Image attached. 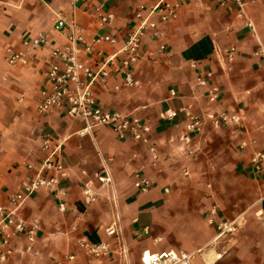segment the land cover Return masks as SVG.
Segmentation results:
<instances>
[{"label": "crops", "instance_id": "1", "mask_svg": "<svg viewBox=\"0 0 264 264\" xmlns=\"http://www.w3.org/2000/svg\"><path fill=\"white\" fill-rule=\"evenodd\" d=\"M160 1L0 0V204L33 178L47 155L45 138L62 142L66 173L59 184L64 211L46 189L27 198L19 217L39 223L36 240L26 252L25 241L15 238L11 256L0 264H139L144 250L171 249L190 255V264H264V184L249 165L254 150L264 152V0H249L242 18L214 0H166L179 9L166 23L151 17L158 36L147 32L139 60L128 70L138 86L124 87V71L115 72L121 56L107 67L109 77L92 86L99 108L150 126L155 162L147 145L119 139L107 127L81 135L82 122L65 110L37 112L47 48L27 54V65L5 62L7 48L22 50L23 41L41 35L54 45L65 44L70 30L53 27L63 18L92 44L93 57L81 58L97 70L95 54L115 55L136 23L135 14ZM109 13L113 20L101 23ZM101 36L115 43L92 42ZM206 73L219 89L215 103L208 101L207 87L198 85ZM171 90L176 96L169 99ZM167 109L176 112L174 120L161 119ZM220 113L238 115L240 124L213 127L207 115ZM187 115L202 119L199 133L186 132ZM103 166L111 180L107 185L94 178ZM137 176L149 180L146 191L134 188ZM87 180L96 193L89 205L82 195ZM114 220L127 262L116 244L108 258L87 257L78 242L107 240L104 230ZM231 223L235 230L220 235L217 226Z\"/></svg>", "mask_w": 264, "mask_h": 264}, {"label": "built area", "instance_id": "2", "mask_svg": "<svg viewBox=\"0 0 264 264\" xmlns=\"http://www.w3.org/2000/svg\"><path fill=\"white\" fill-rule=\"evenodd\" d=\"M249 0H214L220 7L233 8L237 18L244 17V6ZM179 5L172 4L162 0L153 7L137 12L135 14L136 23L127 33L123 47L113 56L102 57L101 52L95 54L98 58L100 67L93 70L82 60V56L93 57V46L87 44L79 35L73 21L67 23L65 19L60 18L54 22V29L61 31L65 28L70 30L66 37V43L57 46L52 44L45 35L22 42V50L15 51L7 48L5 51V62L10 67L17 65H27L26 55L34 49L47 48L48 62L45 71V83L39 93L37 112L40 115H47L55 109L65 110L67 117L80 120L83 128L81 135H89L96 127L102 126L109 128L119 139H131L135 142L145 144L152 162L157 160L156 149L150 142L151 128L146 123L134 116L122 115L117 112H106L96 104L92 86L99 81H104L109 77L106 70L117 56H121V66L115 68V72L124 71L123 85L127 88L138 86L132 73L128 71L140 58L142 39L150 32L153 37L158 36L157 24L151 17L158 18L159 22L166 23L176 17ZM145 12L146 15L143 16ZM113 20L112 14H106L100 17L103 24H108ZM93 43L114 44L115 39L110 36H101L92 41ZM164 46H159L162 52ZM234 49L229 50L228 60L231 61ZM151 56V54H149ZM264 58V56H263ZM212 75L206 73L198 79V85L207 87V99L215 103L218 100L219 89L210 83ZM176 96L174 90L169 92V99ZM188 116V122L185 126L186 132L199 133L201 130L202 119ZM161 119L172 121L177 117L175 111L167 109L160 114ZM208 120L213 127L223 125L240 124L238 115H229L226 113L208 114ZM204 119V118H203ZM242 147L245 144H241ZM42 149L46 152L45 159L36 166V173L31 180L25 184L21 191L8 197L5 203L0 204V263H5L12 254L11 242L15 238H22L26 245L24 250L29 252L31 246L36 240L40 229L37 221L28 223L19 217V209L23 202L31 197L39 189H46L54 193L58 199V208L64 211L65 204L60 199L64 192L59 190L60 182L66 177L65 169L61 163L62 142L53 138H45L42 141ZM251 173L258 177L264 184V152L254 150L249 160ZM96 182L100 185L111 183L105 166L94 175ZM150 187V182L144 177L137 176L134 182V188L146 191ZM82 195L87 205L95 201L96 193L93 190V184L87 180L82 184ZM213 213V211H212ZM219 234L231 233L235 230L233 223L219 224L217 226ZM107 240L92 243L88 241H79L78 247L84 254L92 259H104L112 255V246H118V255L127 262V248L121 238L118 221H112L104 230ZM191 256L177 250H167L159 253H153L144 250L139 256V264H190ZM72 259V258H70Z\"/></svg>", "mask_w": 264, "mask_h": 264}]
</instances>
